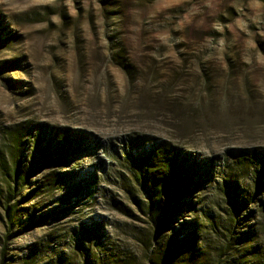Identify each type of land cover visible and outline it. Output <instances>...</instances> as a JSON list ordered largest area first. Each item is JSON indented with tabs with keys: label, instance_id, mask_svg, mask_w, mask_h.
Instances as JSON below:
<instances>
[{
	"label": "rangeland",
	"instance_id": "obj_1",
	"mask_svg": "<svg viewBox=\"0 0 264 264\" xmlns=\"http://www.w3.org/2000/svg\"><path fill=\"white\" fill-rule=\"evenodd\" d=\"M0 38V264H264V191L229 233L224 186L232 178L253 193L251 173L236 176L226 155L264 154V0H0ZM49 131L82 149L8 196L15 141L28 164L37 134ZM157 145L193 157L198 172L178 204L160 197V218L118 162ZM52 172L70 177L22 199ZM54 207L22 229L31 212ZM194 223L193 260L166 259L169 238ZM252 228L249 242L236 240Z\"/></svg>",
	"mask_w": 264,
	"mask_h": 264
},
{
	"label": "trees",
	"instance_id": "obj_2",
	"mask_svg": "<svg viewBox=\"0 0 264 264\" xmlns=\"http://www.w3.org/2000/svg\"><path fill=\"white\" fill-rule=\"evenodd\" d=\"M2 67L3 66H0V68ZM15 138H18V136L16 135ZM18 142L20 141H15L16 145L14 147L17 148L19 153L18 155L17 153L14 154V156L12 155L11 160V169L13 171V178L11 179L15 184L13 187V192H15H7V195L10 197L17 193V185L27 184V181H29L27 178L29 173L34 172L35 169H38L39 167L44 168L51 165L56 161L66 163V159L71 153H77L82 149L80 142L72 139L67 132H39L34 140V149L29 150V153L31 154L30 161H27L28 164H24L20 158L21 144ZM137 147H139V144H137ZM105 152L107 153V150H105ZM132 154H125V156L118 162L128 167L132 171L135 180L141 182L142 187L148 194L149 202L151 204L149 207L151 213H154V211L157 212V209L160 206L159 199L162 195L167 196L168 199L170 198L178 204V199L181 197L180 195L189 194L195 189L196 186L193 177L198 172L195 169L196 162L193 157L181 158L178 151H175L166 145L154 146L140 155L133 154L132 156ZM116 158L118 157L116 156ZM226 163L228 169H232L236 172V176H241V173L243 174L245 170H248L251 173V185H253L254 191L251 193L246 189H240L236 184V181L232 178L224 180L225 192L230 194L232 198V210L228 212L230 222L225 226L227 232L231 233L234 222H237L239 211L246 208L247 203L252 201L255 193L264 191V154L255 158L254 154H248L243 151L234 154L228 153L226 155ZM66 174H58L55 172L49 173L47 176L43 177L35 188L23 195L22 199H31L36 195L37 191L53 193L55 189L62 188V182H67L68 177H70V175ZM91 182L93 181L90 180V182H81L77 185L69 186L68 190H66L59 199L66 200L85 193V189L88 191L92 184ZM8 186H10V183H8ZM182 206L183 202L178 205V207ZM57 209L58 207H54L49 213H41L38 216L34 212H31L26 220L21 221V224L23 225L22 229L26 230L27 228H32L35 225L44 223L48 216L52 215V212H57ZM11 210V207L6 208V216L13 224V215L10 213ZM22 210H26V208H20L17 211L15 210L13 214L16 216L19 214L23 215V213H21ZM154 216L160 218L158 214H155ZM19 222L20 219L18 220V223ZM197 225L198 224L194 223V225L183 226L182 229L178 231L180 236L172 235L169 238L167 242L168 247L166 248L164 256L166 259H169L171 255H178L179 253L186 252L188 260H193L192 257L197 254V248H195ZM249 227H251V225ZM87 229L88 227L84 228L87 233L92 231H88ZM255 231L253 228L244 231L241 235L242 238L237 237L236 240L241 239V242H249ZM79 246V248H84L83 244H80ZM180 255L177 256L178 259H181Z\"/></svg>",
	"mask_w": 264,
	"mask_h": 264
}]
</instances>
